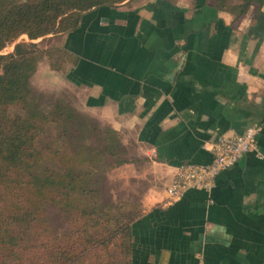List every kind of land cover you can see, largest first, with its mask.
Segmentation results:
<instances>
[{"label":"crops","instance_id":"1","mask_svg":"<svg viewBox=\"0 0 264 264\" xmlns=\"http://www.w3.org/2000/svg\"><path fill=\"white\" fill-rule=\"evenodd\" d=\"M38 41L62 53L49 72L99 124L100 147L116 135L109 170L140 185L132 264H264V6L237 20L213 0H127ZM253 126L256 151L170 201L180 167Z\"/></svg>","mask_w":264,"mask_h":264},{"label":"trees","instance_id":"2","mask_svg":"<svg viewBox=\"0 0 264 264\" xmlns=\"http://www.w3.org/2000/svg\"><path fill=\"white\" fill-rule=\"evenodd\" d=\"M125 1L0 0V264H132V224L142 209L125 215L120 206L98 203L96 177L118 149L116 135L108 131L104 147L86 145L79 128L73 137L66 135L77 119L72 108L59 103L46 108L32 88L41 62L47 58L60 71L52 57L56 52L59 62L63 57L35 41L75 30L84 12ZM213 2L237 20L252 6H264V0ZM24 36L27 41L18 42ZM11 44L14 51L4 54ZM51 127L61 129V136L53 137ZM64 143L71 144L70 154ZM53 205L69 221L61 235L46 215Z\"/></svg>","mask_w":264,"mask_h":264},{"label":"rangeland","instance_id":"3","mask_svg":"<svg viewBox=\"0 0 264 264\" xmlns=\"http://www.w3.org/2000/svg\"><path fill=\"white\" fill-rule=\"evenodd\" d=\"M27 41L26 37L20 38L18 42ZM41 47L44 44L42 42H36ZM53 46V44L51 45ZM15 44L9 45L5 50L4 54L10 53L14 51ZM50 47V46H48ZM52 49H55L53 47ZM51 49V50H52ZM58 53L56 52L52 57V63L59 64L60 62ZM47 65V66H46ZM49 65V66H48ZM60 71L64 70V67L60 65ZM62 66V67H61ZM48 67H50V63L46 58L43 61L42 68L40 72L35 73L32 79V88L34 92L40 95L43 98V106L49 108L52 104L59 103L66 106H70L72 108L74 114L76 115V120H72V125L68 128L67 132L65 131L66 135L72 136L74 133L75 128L82 129L81 134H84L82 138L85 139V144L88 146H100L101 143L98 142V138L103 137V132L99 130V124H97L94 120H91L87 114L81 111L80 108H76L73 105L78 104V99L76 98L75 94L72 91L67 90L60 83L55 82V78L49 72ZM58 72V71H57ZM14 113L18 112V110H13ZM79 124H85L86 128H80ZM84 130V131H83ZM98 130V131H97ZM61 129L51 127V135L57 138L61 136ZM86 133V134H85ZM62 132V138L65 139L66 135ZM77 135V134H76ZM73 137V136H72ZM45 135L41 137L40 141L38 142V146L42 147L44 143ZM47 138L45 139V141ZM72 144V142H70ZM76 142L72 145H74ZM71 144L62 145L63 150L67 151L70 154L69 147L72 149ZM61 145V144H60ZM113 160L115 159H106L104 166L106 169L104 172L100 173L96 179L98 180V187H99V199L98 203L100 206H120V212L122 214H129L131 212H137L139 209H142V190L139 188V184H134L131 181H127V178H121L117 173H112L109 170L113 164ZM52 167H54L56 162L52 161ZM58 165H60L58 163ZM46 215L50 220L51 229L56 234H64L69 230V221L66 219L65 215L62 214L60 209L56 206H51L46 210Z\"/></svg>","mask_w":264,"mask_h":264},{"label":"built area","instance_id":"4","mask_svg":"<svg viewBox=\"0 0 264 264\" xmlns=\"http://www.w3.org/2000/svg\"><path fill=\"white\" fill-rule=\"evenodd\" d=\"M261 131L262 126H253L240 135L218 137L210 145L212 161L209 164L186 165L177 170L174 182L167 189L170 201L179 199L190 189L211 190L222 171L234 166L246 154L256 151Z\"/></svg>","mask_w":264,"mask_h":264}]
</instances>
